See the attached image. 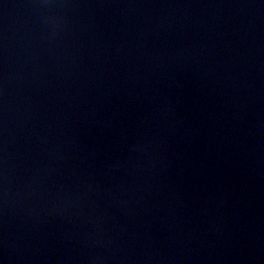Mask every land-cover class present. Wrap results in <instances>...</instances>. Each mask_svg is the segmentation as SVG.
<instances>
[{
    "label": "water",
    "instance_id": "water-1",
    "mask_svg": "<svg viewBox=\"0 0 264 264\" xmlns=\"http://www.w3.org/2000/svg\"><path fill=\"white\" fill-rule=\"evenodd\" d=\"M0 264H264V0H0Z\"/></svg>",
    "mask_w": 264,
    "mask_h": 264
}]
</instances>
